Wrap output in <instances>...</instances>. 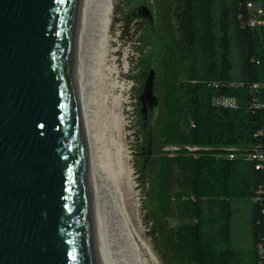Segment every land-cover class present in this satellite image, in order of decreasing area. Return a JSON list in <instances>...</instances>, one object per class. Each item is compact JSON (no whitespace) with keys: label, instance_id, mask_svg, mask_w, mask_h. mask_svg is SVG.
<instances>
[{"label":"water","instance_id":"1","mask_svg":"<svg viewBox=\"0 0 264 264\" xmlns=\"http://www.w3.org/2000/svg\"><path fill=\"white\" fill-rule=\"evenodd\" d=\"M137 1L0 0V264H159L121 194L116 92Z\"/></svg>","mask_w":264,"mask_h":264},{"label":"trees","instance_id":"2","mask_svg":"<svg viewBox=\"0 0 264 264\" xmlns=\"http://www.w3.org/2000/svg\"><path fill=\"white\" fill-rule=\"evenodd\" d=\"M249 1L264 5L173 0L177 37L153 46L156 91L161 71L166 111L160 135L177 147L158 155L154 194L169 214L171 181L178 190L173 201L180 222L171 239L176 264H244L248 254L233 238L240 213L250 227L254 264H264V108L255 88L264 84V25H251ZM232 99L234 107L223 104Z\"/></svg>","mask_w":264,"mask_h":264},{"label":"rangeland","instance_id":"3","mask_svg":"<svg viewBox=\"0 0 264 264\" xmlns=\"http://www.w3.org/2000/svg\"><path fill=\"white\" fill-rule=\"evenodd\" d=\"M150 10L154 22L145 18L143 9ZM177 23L173 16V0H138L133 20L124 36L117 84V104L121 137V165L131 173L123 179V189L129 213L137 230L154 252L159 264H176L171 251L174 228L179 224L175 203L178 191L170 184L171 202L169 214H163L154 194L158 172V155L175 151L176 146L165 144L161 127L166 121L163 104L162 73L158 92L161 99L159 115L149 121L141 98L147 73L153 68V50L164 42L177 37ZM154 48V49H153ZM236 57V56H235ZM234 57V58H235ZM183 74V75H182ZM184 72L180 78H184ZM156 94L158 95L157 91ZM148 117V118H147ZM153 125V154H149V126ZM153 146V145H152ZM131 188V189H130ZM235 246L247 253L244 264H254L253 245L247 218L240 213L235 218L233 230ZM251 252V253H250Z\"/></svg>","mask_w":264,"mask_h":264},{"label":"built area","instance_id":"4","mask_svg":"<svg viewBox=\"0 0 264 264\" xmlns=\"http://www.w3.org/2000/svg\"><path fill=\"white\" fill-rule=\"evenodd\" d=\"M248 8L251 9L253 11V13L255 14V16L253 18H251V25L252 26H261V25H264V18H263V15H264V5L263 3H256V2H253V1H249L248 2ZM255 88L259 89V91L262 92L263 94V97H262V101L258 103V105L260 107H263L264 108V84H257L255 85ZM223 104H227V105H231V106H235L236 105V101L235 100H224L223 101ZM264 132V131H263ZM261 132V133H263ZM187 148H190V147H187ZM177 149V147L175 148ZM196 148H190V150H194ZM259 158L261 160H264V153L260 154L259 155Z\"/></svg>","mask_w":264,"mask_h":264},{"label":"bare ground","instance_id":"5","mask_svg":"<svg viewBox=\"0 0 264 264\" xmlns=\"http://www.w3.org/2000/svg\"><path fill=\"white\" fill-rule=\"evenodd\" d=\"M128 177H131V173L130 172H128L127 173V170L121 165V194H122V196H123V198H124V201H125V203H126V206H127V208H128V205H127V200H126V195H125V192H124V189H123V186H122V183H123V179H125V178H127V180H128ZM129 181V180H128ZM131 189V188H130ZM129 210V209H128ZM132 217V216H131ZM133 221V220H132ZM133 224H134V222H133ZM134 227H135V225H134ZM135 230H136V233H137V235L139 236V238L142 240V242L145 244V246L149 249V251L152 253V255L155 257V259L157 260V257L155 256V254H154V252L152 251V249H151V247L148 245V243L143 239V237L141 236V234H140V232H139V230H137L136 229V227H135ZM158 261V260H157Z\"/></svg>","mask_w":264,"mask_h":264},{"label":"flooded vegetation","instance_id":"6","mask_svg":"<svg viewBox=\"0 0 264 264\" xmlns=\"http://www.w3.org/2000/svg\"><path fill=\"white\" fill-rule=\"evenodd\" d=\"M147 118H148V117H147ZM152 145H153V146H152ZM148 146H149V151H148L149 154H151V153L153 154V151H154V150H153V147H154L153 140H152L151 144H150V142H149Z\"/></svg>","mask_w":264,"mask_h":264}]
</instances>
